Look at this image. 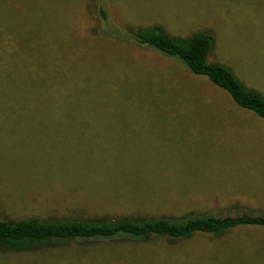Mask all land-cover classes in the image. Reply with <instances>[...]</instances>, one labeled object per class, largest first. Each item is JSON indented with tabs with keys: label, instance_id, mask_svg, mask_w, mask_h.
<instances>
[{
	"label": "rangeland",
	"instance_id": "1",
	"mask_svg": "<svg viewBox=\"0 0 264 264\" xmlns=\"http://www.w3.org/2000/svg\"><path fill=\"white\" fill-rule=\"evenodd\" d=\"M96 2L124 33L152 25L173 36L210 32V61L264 95V0L31 1L33 17L62 15L65 34L25 44L24 61L55 58L44 69L26 62L22 79L43 81L37 96H65V124L0 127V220L264 217V122L150 49L84 36L74 27L78 11L87 5L92 19ZM0 264H264V228L75 242L36 256L0 254Z\"/></svg>",
	"mask_w": 264,
	"mask_h": 264
},
{
	"label": "trees",
	"instance_id": "2",
	"mask_svg": "<svg viewBox=\"0 0 264 264\" xmlns=\"http://www.w3.org/2000/svg\"><path fill=\"white\" fill-rule=\"evenodd\" d=\"M26 1L31 3L34 0ZM26 1L0 0V127L6 129L27 124H65V96H37L33 93L34 87L44 84L43 81L23 80L21 75L24 72L27 74L31 68L26 62L35 61L44 69L55 58L26 56L29 59L24 61L21 55L25 44L32 39L36 48L38 44L40 48L43 32L61 38L65 34V20L63 17L57 18L62 15L43 19L45 13H42L43 16L33 17L31 13L34 11L29 10L30 3ZM96 4L97 2L92 19L87 16V5L78 11L81 17L74 27L79 28L84 36L90 38L91 34H95L101 39L114 38L121 43L150 49L162 59L184 67L195 76L206 78L215 87L225 91L240 109L252 113L259 121L264 122V95L245 86L230 68L210 61L215 46L214 36L210 32H197L186 37L173 36L160 26L152 25L130 29L124 33L110 25L107 11ZM64 11L65 9L56 8L57 14H63ZM56 75L59 74L56 72ZM53 103L63 104L56 114L47 112L46 107ZM245 227L264 228V217L240 213L226 217L191 214L178 218L0 220V254L36 256L43 252H54L75 242L96 245L116 240L145 242L153 238L179 241L195 235L222 238L229 232Z\"/></svg>",
	"mask_w": 264,
	"mask_h": 264
}]
</instances>
